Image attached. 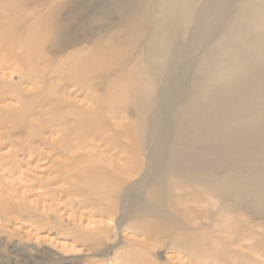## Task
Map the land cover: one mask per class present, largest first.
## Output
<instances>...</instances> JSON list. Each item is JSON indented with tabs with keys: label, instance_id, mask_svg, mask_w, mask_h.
I'll return each mask as SVG.
<instances>
[{
	"label": "bare ground",
	"instance_id": "1",
	"mask_svg": "<svg viewBox=\"0 0 264 264\" xmlns=\"http://www.w3.org/2000/svg\"><path fill=\"white\" fill-rule=\"evenodd\" d=\"M154 1L2 0L0 45L24 78L38 79L45 97L70 87L89 93L87 108L57 97V116L50 120L64 119L59 125L71 132V142L94 134L125 155L123 176L108 175L115 185L100 168L84 179L102 180L118 223L146 225L155 233L168 232L167 226L180 230L185 248L221 264L229 246L264 252V0ZM226 10L233 16L225 18ZM197 13L202 21L212 15L215 26L223 20L228 26L197 59L186 100L175 113V140L159 168L169 144L151 112L157 106L160 114L168 90L179 87L182 73L170 81V64H181L178 55L190 51L187 43L203 44L193 33L182 41L183 25ZM18 48L23 52L16 55ZM123 107L135 119L108 137V120L123 118ZM137 184L144 193L133 198ZM236 216L254 225L253 243L241 244L248 233ZM140 254L152 253L141 248L119 258L140 264Z\"/></svg>",
	"mask_w": 264,
	"mask_h": 264
},
{
	"label": "rangeland",
	"instance_id": "2",
	"mask_svg": "<svg viewBox=\"0 0 264 264\" xmlns=\"http://www.w3.org/2000/svg\"><path fill=\"white\" fill-rule=\"evenodd\" d=\"M194 16L193 22L183 25L182 41L187 43L193 33L203 44L193 48L187 43L185 48L190 51L178 55L181 64H170V81L178 77L179 69L182 73L179 87L168 90L160 114L157 106L151 112L152 121H159L169 144L159 168H164L170 143L175 140V113L186 100L198 57L204 47L218 42L228 26L225 20L215 26L212 15L205 21L204 15ZM229 16H233L232 10L225 11L224 17ZM14 52L19 55L23 50L18 48ZM13 58L0 45V264H129L119 255L133 257V252L141 248L152 254L138 255L140 264H221L185 248L181 240L186 233L180 230L167 226L168 232L155 233L149 232L146 225L144 229L130 222L118 223L119 213L114 217L109 213L112 201L106 198L102 180L94 182L89 178L84 182V179L97 175L100 168L111 185H115L114 177L108 175L123 176L119 170L125 168V155H119L114 143L94 134L86 141L71 142V132L59 125L64 119L50 120L57 116L52 111L59 104L57 97L66 105L87 108L91 104L89 93L70 87L47 98L38 89V79L24 78ZM223 70L221 65L216 68L218 74ZM20 83L18 89H12ZM119 114L123 118L108 120L113 123L108 137L135 119L132 110L126 107ZM74 123L70 121L71 125ZM143 193L141 184H137L132 197ZM236 218L248 233L241 244L253 243L256 236L250 232L254 231V225L246 217ZM256 231L263 232L261 228ZM227 249L231 253L223 259L226 264H264V252L239 245Z\"/></svg>",
	"mask_w": 264,
	"mask_h": 264
}]
</instances>
